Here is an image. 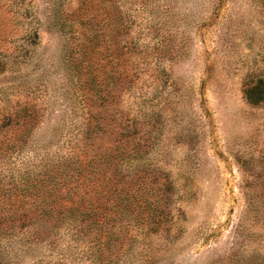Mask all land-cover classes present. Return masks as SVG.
I'll return each mask as SVG.
<instances>
[{"label": "rangeland", "instance_id": "374dc122", "mask_svg": "<svg viewBox=\"0 0 264 264\" xmlns=\"http://www.w3.org/2000/svg\"><path fill=\"white\" fill-rule=\"evenodd\" d=\"M0 264H264V0H0Z\"/></svg>", "mask_w": 264, "mask_h": 264}]
</instances>
